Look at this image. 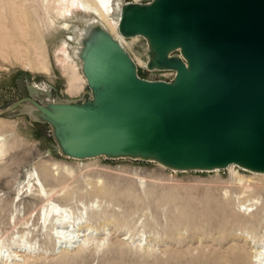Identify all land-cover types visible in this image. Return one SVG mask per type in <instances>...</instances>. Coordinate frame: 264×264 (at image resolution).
I'll use <instances>...</instances> for the list:
<instances>
[{
	"label": "rangeland",
	"instance_id": "obj_1",
	"mask_svg": "<svg viewBox=\"0 0 264 264\" xmlns=\"http://www.w3.org/2000/svg\"><path fill=\"white\" fill-rule=\"evenodd\" d=\"M67 1L0 0V264H101L98 251L73 261L71 250L64 248L74 240L95 244L98 238L91 243L80 234L96 229L110 230L109 241L115 246L141 243L158 254L183 257L199 249L225 252L236 241L243 243L232 236L219 241L220 227L263 229L264 174L237 165L180 171L148 159H79L62 152L52 124L36 112L30 99L44 105L90 99L87 83L76 94L67 91L68 66L61 60L62 51L67 48L83 76L84 39L98 26L105 27L100 18L78 9L77 0ZM150 1L113 0L110 18L117 20L127 2ZM121 43L135 63L142 62L136 65L141 77L171 76V70H148L143 36ZM248 208L255 216L241 219L239 225L217 215L244 214ZM194 228L207 232L189 234ZM170 229L186 237L178 242L167 232ZM114 252L117 248L109 250ZM122 252L127 263L138 264L134 250Z\"/></svg>",
	"mask_w": 264,
	"mask_h": 264
},
{
	"label": "water",
	"instance_id": "obj_2",
	"mask_svg": "<svg viewBox=\"0 0 264 264\" xmlns=\"http://www.w3.org/2000/svg\"><path fill=\"white\" fill-rule=\"evenodd\" d=\"M118 29L146 37L149 65L175 74L139 76L120 41L95 28L81 50L92 97L48 105L30 99L66 156L264 172V0L127 2Z\"/></svg>",
	"mask_w": 264,
	"mask_h": 264
},
{
	"label": "bare ground",
	"instance_id": "obj_3",
	"mask_svg": "<svg viewBox=\"0 0 264 264\" xmlns=\"http://www.w3.org/2000/svg\"><path fill=\"white\" fill-rule=\"evenodd\" d=\"M112 6H113V0H77V3H76V7L78 9H81L83 11L89 12V14L90 13L93 14L95 17H98V19L100 18L102 20V22H103V25L105 26L104 28H106V30L112 35V37H114L115 39L120 41V43L123 42L124 39H126L128 37H135V36L140 35V34H136V35H132V36H123L122 34H120L119 29H118L119 18L117 20H112L110 18V14H112L113 9H114ZM140 36H143V35H140ZM144 38H146V37H144ZM85 40H87V39L85 38L84 41ZM83 44H84V42H83ZM66 49H63V51H62L61 60L63 61V64L65 66L66 65L68 66L67 70L65 71V73H66V81H67V91L69 93H72V94L75 93L76 94V92L80 89L81 85H83L84 83L88 84V82H87V79H86L85 75L82 76L78 72L77 63L73 60V58L71 57V55L69 54V52ZM170 54L171 53L169 52V55ZM148 58H149V61L146 64V66L148 67V70H151V71L152 70H159V71L172 70V69H167V68L166 69H157V68H155L156 66H152L151 67V65H149V62L151 63V60H152V54L151 53L148 55ZM139 62L142 64V62L140 60H139ZM138 63H135V64L138 66ZM143 63H145V62H143ZM45 64H46V62H45ZM172 71H174V70H172ZM174 74H175V71H174ZM148 80H155V79H152V78L150 79L149 78ZM161 80H164V79H161ZM2 143L0 141V151H1L2 146H3ZM122 156H127V155H122ZM69 157H71V156H69ZM111 157H120V156H111ZM72 158H75V157H72ZM148 160H154V159L150 158ZM154 161H156V160H154ZM156 162L158 164L162 165V166H165L164 164H162V163H160L158 161H156ZM233 165H237V164H230L227 167L230 168ZM237 166H239V165H237ZM239 167L242 168V169L248 170L250 172H253V173L264 174V172H261V171H254V170L242 167V166H239ZM171 169L185 171V169H176V168H173V167ZM216 169H219V168H212V169H208V168L207 169H203L202 168V169H198V170L211 171V170H216ZM239 179H241V178H239ZM39 192H40V189H39ZM56 211H57V208H56ZM188 212H190V211H188ZM252 214H253L252 213V209H249V208L247 210H245L244 214H237V213L236 214H229V213H226V212L225 213L224 212L217 213V215H219L220 217H223L222 218L223 220H232L233 222H238V223H236L238 225H239V221H241V219H243V220L246 219L247 220L249 217H251ZM43 215H44V213H43ZM185 215L186 214H184V216ZM192 216H193V214H192ZM56 219L58 220L57 217H56ZM82 219H83V217H82ZM46 220H48V219H46ZM59 220H60V224L61 225L65 222L63 218H61ZM61 225H59V227ZM240 226H242V225H240ZM84 230L85 229H83V231ZM167 232L169 234H173L174 236H176L175 239L178 242L181 239H184L186 237V236H184L185 233L183 231H179L178 229H170ZM206 232H207V229H196V228H194V229L189 230V234H192V233L193 234L194 233L205 234ZM110 233H111L110 230L109 231H100V230H97V229L93 230V231H89L88 233L84 232L83 234H80V235L81 236L87 235L88 237L86 239H88V242L98 238L96 240V242L94 241L95 244L85 243V239H83L84 241H76V240H74L73 243H71L72 241L71 242L69 241L71 243V245L64 246V248L71 250L70 251V257H72L73 261H76L77 259L85 258V257H87L89 255H95V253H97V251H98L99 255H101V257L103 258V261H102L101 264H130V263L126 262V258L127 257L122 252L124 250V248H129L130 250H134L135 251V253L137 255L136 260H137L138 264H264V228L261 229V230H257V229H254V228L250 229V227L249 228H246V227L234 228L232 226L220 227V228L217 229V233L219 234V238H218L219 241L228 240L232 236V237H235V238H241L243 243H241V242L237 243V241L235 240L236 243L232 244L229 247L227 246L229 249L227 251H225V252L219 251V249H218V251H212V252L210 250L206 251L204 249H199L195 253L194 252L190 253L189 256H187V257L180 256L177 253H173L172 256L171 255L167 256V255H163V254H158L157 252L154 251L155 249L152 250L149 245H141V243L137 244L136 246H132L128 242H123V245L115 246V245H113L112 242L109 241L108 234H110ZM123 233L127 234L129 232L126 231V232H123ZM102 234L104 236H102V237L98 236V235H102ZM125 238L126 237H123L122 239H125ZM60 239H61V237H60ZM127 239H129V238H127ZM66 240H68V239H66ZM237 240H239V239H237ZM61 241L63 242V240H61ZM76 242H78V243H76ZM92 242L93 241H91V243ZM226 243H224V244H226ZM229 244H231V242ZM112 248H117V252H114L113 254H110L109 250H111ZM99 250H101V251H99ZM211 250H213V249H211Z\"/></svg>",
	"mask_w": 264,
	"mask_h": 264
},
{
	"label": "built area",
	"instance_id": "obj_4",
	"mask_svg": "<svg viewBox=\"0 0 264 264\" xmlns=\"http://www.w3.org/2000/svg\"><path fill=\"white\" fill-rule=\"evenodd\" d=\"M172 71V70H171ZM162 72V71H161ZM171 73V76L169 77V76H166V77H163V78H160V77H158L157 79H164V80H168V79H171L172 78V76L174 75V71H172V72H170ZM160 76H165V73H160Z\"/></svg>",
	"mask_w": 264,
	"mask_h": 264
}]
</instances>
